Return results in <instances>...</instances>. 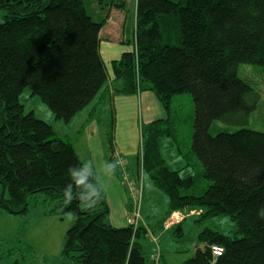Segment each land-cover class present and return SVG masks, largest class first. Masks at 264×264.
Segmentation results:
<instances>
[{"label": "trees", "instance_id": "16d2710c", "mask_svg": "<svg viewBox=\"0 0 264 264\" xmlns=\"http://www.w3.org/2000/svg\"><path fill=\"white\" fill-rule=\"evenodd\" d=\"M105 20L93 19L84 0H0V183L8 193L0 195V205L23 212L27 197L42 192L55 201L45 213L73 215L62 251L74 264H145L139 238L146 227L106 220L108 206L93 171L96 203L79 201V185L66 202V170L83 162L70 139L33 110L24 111L19 95L30 85L31 95L67 122L103 84L118 93L150 90L166 114L142 125L139 160L168 196V214L199 209L202 218L227 214L236 226L232 236L204 227L198 234L204 245L184 264H264V131L210 132L214 119L244 116L256 106L239 65L264 67V0H136L133 47L111 60V74L100 51ZM183 92L194 108L191 150L209 180L200 194L181 189L201 174L170 169L158 148L159 137L172 132V99ZM212 244L223 246L220 255L212 256Z\"/></svg>", "mask_w": 264, "mask_h": 264}, {"label": "rangeland", "instance_id": "374dc122", "mask_svg": "<svg viewBox=\"0 0 264 264\" xmlns=\"http://www.w3.org/2000/svg\"><path fill=\"white\" fill-rule=\"evenodd\" d=\"M84 3L89 14L95 19L99 18V4L96 0H84ZM127 8H130V4H127L126 7V16L130 18L132 11ZM239 75L248 80L253 88L249 100L255 99L256 106L244 116L235 114L230 120L214 119L210 126L212 134L220 129L233 131L240 127L264 131V67L243 63L239 65ZM104 88L105 85L103 84L98 94L86 105V107H92L95 103V111H92L90 117L88 116L90 110L84 108V112L79 115L76 114L78 116L74 115L67 122L60 119V125L54 127L56 134L67 140L77 137L75 143L80 154H83L87 144V140L82 134L83 127H77L81 123L86 129L93 118H98L103 142L105 144L107 142L105 131L110 132L111 130L109 102L106 103L105 100L97 101L98 95ZM19 100L23 103L25 112L34 109L36 116L48 122L52 120L49 116L50 114L54 116L51 109L41 101L38 95H31L30 85L22 90ZM193 120L194 108L191 94L189 92L176 94L171 102L170 129L172 132L161 135L158 139V148L165 164L171 168L183 166L180 170L182 176H187L183 172L184 169H188L189 174H201L194 185L181 189L183 194H200L209 183V180L202 175L201 162L191 150ZM78 129H80V132L76 131ZM178 159H181V161L176 162ZM139 162L141 172L152 181L149 172L143 168L141 158ZM160 191L163 195H166L163 190ZM2 193L5 194V197L8 196L7 191L3 190L0 183V195ZM54 203V200L44 198L42 192H37L27 197L26 211L13 212L0 205V264H10L15 259L25 260L26 262H41L42 264H74L73 260L66 257L62 251L65 232L73 223L72 213L67 212L64 214L63 222L59 224V227H56L57 225L53 221H40L45 219L41 213L47 212ZM164 206L160 196L152 197L150 193L148 198V220L154 228L162 251L161 264H184L187 258L195 254L197 247L204 245L198 236L204 227H210L231 236L234 235L236 230L235 222L227 214L202 218L195 209L191 211L187 207L180 209L183 215L181 224L175 223L170 228H164L163 219L160 217ZM179 227L180 229H178ZM61 229L65 231L59 242ZM139 240L143 243V249L148 252L150 247L148 239L142 236Z\"/></svg>", "mask_w": 264, "mask_h": 264}, {"label": "crops", "instance_id": "0c3cea01", "mask_svg": "<svg viewBox=\"0 0 264 264\" xmlns=\"http://www.w3.org/2000/svg\"><path fill=\"white\" fill-rule=\"evenodd\" d=\"M96 2L99 4V18H92L95 20L106 18L105 23L100 30V51L108 71L111 74V60L118 58L122 52L131 50L133 47L132 39L135 27L136 4L135 0H96ZM118 3H123V6H117ZM127 4H130V8L127 9L132 11L130 18H127L126 16ZM111 83L112 81L109 80L107 85H111ZM103 100H105L106 103L109 102L110 107L111 130L110 132L105 131L107 138L106 144L108 145L103 142L100 131V122L96 117L92 119V122L86 129H84L83 123L77 126L83 127L82 134L87 140L86 148L83 154H80L75 143L77 137L71 138L70 141L83 164H87L96 175L98 185L104 194L108 206L106 220L111 224L117 226L126 225L127 218L129 217L131 210L129 193L126 185L122 181L121 168L116 162L117 153L124 158L126 169L130 176L135 180H142V215L140 224L146 227L144 237L148 239L150 243V247L148 244V252H146V249H143V252L147 257L145 264H148L149 251L152 245L149 234H152L156 237L154 228L150 225L148 220V198L150 193L152 197L160 196L163 204L165 205L160 216L161 219H163V222L170 213L168 214L169 198L166 195H163L160 191L161 189H159L155 183L149 179V177H146L145 174L141 172L142 170L140 168L139 162L140 146L142 143L141 130L143 124L156 118L165 117L166 113L154 93L150 90H143L136 93L127 94L113 92L111 87H109L107 90L104 88L97 97V101ZM94 104L95 103H93L92 107H83L74 115L78 116L84 112L85 109H87L90 110L88 112V116L90 117L92 115V111H95ZM32 110L34 112V109ZM49 116L52 118L50 123L52 124L53 128L55 125H60V119L55 118L52 116V114ZM76 131L80 132V129ZM110 134L111 140L109 141ZM180 161L181 159H178L176 162ZM108 163L115 164V168L111 172H108L105 168V165ZM182 167L183 166L169 168L181 170ZM183 172L186 175L190 173L188 169H184ZM193 210L194 209L191 211ZM195 210L197 212L200 211L199 209ZM41 215L45 219L40 221H53L57 225L56 227H59V224L63 222V219L55 214L42 212ZM182 221L183 219L179 222V224H181ZM173 225L174 224H172L170 227ZM64 231L65 230L61 229V236L59 234V242Z\"/></svg>", "mask_w": 264, "mask_h": 264}, {"label": "built area", "instance_id": "2783aa9c", "mask_svg": "<svg viewBox=\"0 0 264 264\" xmlns=\"http://www.w3.org/2000/svg\"><path fill=\"white\" fill-rule=\"evenodd\" d=\"M116 162L121 168L122 171V181L126 185L130 201H131V210L129 217L127 218V223L132 225L134 228H137L140 225L141 220V202H142V180H135L130 176L129 172L126 169L124 158L117 153ZM182 215L179 211H173L169 216L164 220L163 227H170L172 224H175L180 221ZM150 241L152 242L150 251H149V263L148 264H161V249L157 240L152 234H149ZM212 256L216 257L220 255L223 251V246L219 244H212L211 247Z\"/></svg>", "mask_w": 264, "mask_h": 264}, {"label": "clouds", "instance_id": "9594fccd", "mask_svg": "<svg viewBox=\"0 0 264 264\" xmlns=\"http://www.w3.org/2000/svg\"><path fill=\"white\" fill-rule=\"evenodd\" d=\"M105 168L111 172L115 168V164L108 163ZM66 174L70 180L63 192L66 202H71L73 199L72 187L79 185L82 189L79 201L87 207H92L96 203L95 198L98 195L96 187L91 182V177L94 175L92 169L87 164L69 165Z\"/></svg>", "mask_w": 264, "mask_h": 264}]
</instances>
